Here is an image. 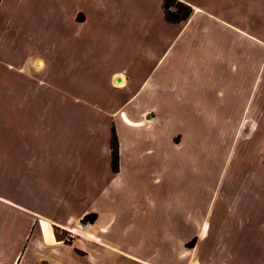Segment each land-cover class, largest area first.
<instances>
[{
    "label": "crops",
    "instance_id": "0c3cea01",
    "mask_svg": "<svg viewBox=\"0 0 264 264\" xmlns=\"http://www.w3.org/2000/svg\"><path fill=\"white\" fill-rule=\"evenodd\" d=\"M59 1L62 0H0V34L3 33L0 42V70L3 73L0 86L3 91L0 100V177L8 187L2 191V216L10 224L13 215H31L44 234L42 239L0 241V248L19 249L16 264H90L88 256L80 262L72 250L73 243L70 245L54 237L52 227L67 230L65 224L52 218H38L42 215L40 211L27 212L24 207L12 204L11 200L38 201L35 207L42 199L46 202L55 200L57 207L47 205L48 213L65 216V219L70 215L96 214L93 223L84 225L86 230L78 229L85 233L97 226L98 239L92 240L94 243L90 246L103 247L100 241L102 232L109 230L104 222L107 217L102 206L104 201L130 186H144L146 178L153 172L151 169L160 162H163L162 170L165 171L171 151L181 148L184 142L180 130L171 133L173 122L183 119L185 109L182 104L188 102L180 99L182 95L185 98L183 92L186 93L191 84L183 86L181 77V61L187 55L188 47H176V43L183 36L188 41V31L195 18L202 17L204 21L237 34L243 41L245 48L240 55L241 63H258L261 72L258 105H263V109L254 104L247 112L244 110L240 118L242 126L238 125L233 134L215 192L205 212L185 225L182 221L169 223L164 238L168 246L173 243L181 247L186 241L197 238L195 247L200 243L204 249H217L219 263L227 264L226 259L233 255L231 251L241 246L247 248L250 258L264 256V215L258 226L243 224L244 215L250 214L253 223L257 217L251 210L253 203H264V167L259 159L264 147V124L259 123L256 128L253 123L264 112V0H176L190 9L189 16L177 23L166 20L164 0H122L120 5L131 11L127 16L131 19L128 18L127 22L136 24L138 18L148 17L154 20L153 46L144 49V59L130 64L125 72L101 65L96 56L103 51L96 50L91 43L95 39L87 37L92 28L102 31L108 26L111 30L113 24L122 23V14L117 8L116 14L114 12L111 16L112 23L108 24L109 17L104 10L100 11L94 4L86 7L85 0H81L85 19L77 24L82 29L69 34L67 49L55 55L51 50L41 53L40 44L50 41L39 33L44 18L42 9L52 8ZM65 1L70 6L76 4V0ZM50 19L54 23L59 21V17ZM256 54L263 56L262 60L255 58L251 63L245 58ZM166 59L171 65L162 69ZM48 63L52 65L50 69L45 68ZM44 71L50 72L47 82L54 89L49 113L38 110V105L44 101L43 95H39L47 78L42 73ZM11 76L18 79L12 81ZM12 88H15L14 95H11ZM76 102L89 105L82 113L83 123L72 122L78 112L65 111L61 115L58 110L60 103ZM187 105L190 108V104ZM44 119H49L51 125L49 149L40 147L35 139L34 144L27 143L29 136L38 134ZM29 120H33L31 124ZM12 130L23 140L19 145L23 155L21 153L18 157L12 155L9 138ZM112 130L118 143L117 172L110 168ZM75 132L79 138L70 142ZM174 134L180 137L178 142L174 141ZM59 136L67 137L66 144L60 145ZM15 161L17 165H14ZM17 180L20 195L12 196L9 185ZM42 223L48 227H42ZM249 227L258 228L244 235L241 231Z\"/></svg>",
    "mask_w": 264,
    "mask_h": 264
},
{
    "label": "rangeland",
    "instance_id": "374dc122",
    "mask_svg": "<svg viewBox=\"0 0 264 264\" xmlns=\"http://www.w3.org/2000/svg\"><path fill=\"white\" fill-rule=\"evenodd\" d=\"M81 2V0H76V4L70 6L69 3L62 0L52 8L42 9L44 18L39 25V33L45 35L50 41L48 44L44 42L40 44L41 53L51 50V54L55 55L58 51L62 52L67 49L69 34L81 31V26L77 24L85 19ZM120 2L123 1L85 0L86 7L94 4L100 11L104 10V13L109 17H107L108 24L112 23L111 16L114 15V12L116 14L117 8V12L122 14V19L120 18L122 23L113 24L111 30L108 26H104L102 31L92 28L87 37L94 38L95 40L91 41L93 47L103 51L96 56L101 65L113 71L125 72L130 64L144 59V49L153 46L154 20L148 17L138 18L136 24L127 22L128 18L131 19V17H127L131 11L122 7ZM163 11L166 20L171 23L185 20L190 14V9L176 0H164ZM28 17L32 18L29 13ZM50 17L55 19L59 17V21L51 22ZM204 19L202 17L195 18L188 31L190 33L188 41L183 36L177 43L175 42L176 47L180 45L188 47V53L181 61V77L183 86L191 84L187 87L186 93L183 92L185 98L182 95L180 100L188 102L190 108L187 104H182V109H185L183 119L173 122L171 125V133L180 130L184 142L181 144V148L171 151L170 163H167L165 171L162 170L163 162H160L151 169L153 172L146 178V182L144 181V186L141 184L136 188L130 186L122 193L104 201L102 206L107 215L104 222L107 223L109 230L102 232L100 241L103 243L101 245L103 247L90 246L94 243L92 240L98 239L97 226L90 228L85 233L78 229L81 227L86 230L84 225L93 223L97 219L96 214L81 217L70 215L65 219V216L48 213L50 209L47 205L57 207L55 200L46 202L45 199H42L37 207H35V203L38 201H25L18 198L11 200L12 204L24 207L27 212L29 210L40 211L42 215L38 218L47 220L52 218L55 221L60 220L62 225L65 224L67 230L52 227V232L57 240L69 242L70 245L74 244L72 250L80 262H83V259L88 256L90 264H226L217 262V249H204L200 243L195 247L197 238L186 241L184 245L181 244L183 247L173 245V243L168 246L169 243L166 237L164 238V231L168 230L169 223L182 221L185 225L187 221L195 219L205 212L209 200L215 192L216 181L220 175L227 149L233 140V134L238 125L240 128L242 126L243 120L240 118L244 110L247 112L249 107L254 104L255 107L263 109V105H258V94L261 91V86L258 85V78L261 75L258 63L254 65L241 63L240 55L244 53L245 48L243 41L238 39L237 34L213 22L204 21ZM51 38H53L52 42ZM2 39L3 33L0 34V42ZM141 39L145 40L141 41ZM262 57L256 54L248 55L245 58L253 63L255 58L261 59ZM170 63L171 61L166 59L161 68L167 69L171 65ZM1 65L0 62V69ZM51 66L48 63L45 68L50 69ZM42 73L47 78L44 79V88L39 94L43 95L44 101L38 105V110L49 113L52 109L50 99L54 89L47 82L51 75L50 72ZM2 79L3 73L0 70V86ZM10 79L16 81L18 77L11 76ZM14 92L15 88H12L11 95H14ZM2 96L3 91L0 89V100ZM58 107L61 115L65 111L78 112L79 115L75 114L77 116L73 117L72 122L83 123L82 113L87 111L86 107L89 105L79 102L69 105L60 103ZM32 121L28 122L31 124ZM66 121L65 119L64 122ZM253 123L256 128L259 127V123L264 124V112L259 118L253 120ZM172 137L175 142L179 141V136L174 134ZM9 138L12 155L20 156L22 151L19 145L23 144V140L16 135L14 130L11 131ZM76 138L79 136L75 132L70 142ZM34 139L40 147L49 149L51 145L49 119L42 120L38 134L29 136L27 143L34 144ZM59 140L61 141L60 145L66 144L67 137L59 136ZM109 146L110 168L113 172H117L119 168L118 143L113 130ZM259 159L264 161V147L260 151ZM17 164L15 161L14 165ZM16 171L17 169H15ZM155 179L156 181H154ZM159 181L161 183H158ZM18 183L19 180L9 185L12 196L20 195ZM4 187L8 188L0 177V241L42 239L44 234L40 231L36 219L31 215H13L10 224H7L3 219L1 196ZM27 192L30 194L29 191ZM251 210L256 213H253L254 215L259 217H256L253 223L250 214L244 215L243 224L258 226L261 223V218L263 219L264 203H253ZM254 228L258 227H249L241 232L246 235ZM18 250L16 248H0V264H16L19 260L16 259ZM231 252L233 255L226 259L227 264H264L263 254L261 257L250 258L247 248L243 249L242 246Z\"/></svg>",
    "mask_w": 264,
    "mask_h": 264
},
{
    "label": "bare ground",
    "instance_id": "6f19581e",
    "mask_svg": "<svg viewBox=\"0 0 264 264\" xmlns=\"http://www.w3.org/2000/svg\"><path fill=\"white\" fill-rule=\"evenodd\" d=\"M120 83H121V81H120L119 83H117V85H120ZM42 225H43L42 227H48L46 223H42ZM45 231H46V230H45ZM43 232H44V231H43ZM48 233H49V232H48ZM48 233H47L46 235H47L48 238L51 239V237H50V235H49Z\"/></svg>",
    "mask_w": 264,
    "mask_h": 264
},
{
    "label": "trees",
    "instance_id": "16d2710c",
    "mask_svg": "<svg viewBox=\"0 0 264 264\" xmlns=\"http://www.w3.org/2000/svg\"><path fill=\"white\" fill-rule=\"evenodd\" d=\"M263 167H264V161H263Z\"/></svg>",
    "mask_w": 264,
    "mask_h": 264
}]
</instances>
